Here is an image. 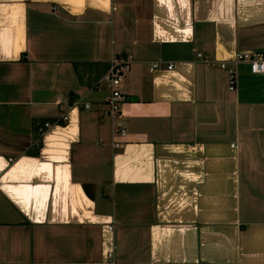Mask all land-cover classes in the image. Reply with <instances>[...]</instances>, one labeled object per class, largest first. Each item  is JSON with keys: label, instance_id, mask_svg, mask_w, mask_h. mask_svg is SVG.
<instances>
[{"label": "crops", "instance_id": "1", "mask_svg": "<svg viewBox=\"0 0 264 264\" xmlns=\"http://www.w3.org/2000/svg\"><path fill=\"white\" fill-rule=\"evenodd\" d=\"M246 51L264 0H0V264H264Z\"/></svg>", "mask_w": 264, "mask_h": 264}, {"label": "built area", "instance_id": "2", "mask_svg": "<svg viewBox=\"0 0 264 264\" xmlns=\"http://www.w3.org/2000/svg\"><path fill=\"white\" fill-rule=\"evenodd\" d=\"M196 56L202 57L200 53ZM130 56L113 55L109 59L108 68L105 74V79L108 82L109 92L105 99L104 112L110 116L117 115L120 112V103L123 99V94L120 91V82L130 63ZM233 64L244 62L247 64L250 73L259 74L264 77V57L257 52H241L231 60ZM158 63H152L151 68L157 67ZM219 66L225 69L226 86L229 90H234L236 86V69L235 66H225L224 62H220ZM167 68L171 65L167 64ZM84 107H87L85 104ZM117 146V144H114Z\"/></svg>", "mask_w": 264, "mask_h": 264}]
</instances>
